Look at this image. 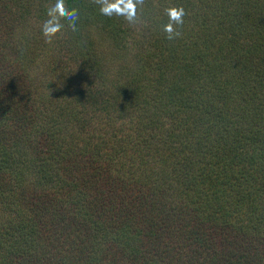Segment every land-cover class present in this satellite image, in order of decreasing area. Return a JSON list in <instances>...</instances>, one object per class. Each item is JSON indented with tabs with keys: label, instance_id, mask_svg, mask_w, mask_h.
Returning <instances> with one entry per match:
<instances>
[{
	"label": "trees",
	"instance_id": "1",
	"mask_svg": "<svg viewBox=\"0 0 264 264\" xmlns=\"http://www.w3.org/2000/svg\"><path fill=\"white\" fill-rule=\"evenodd\" d=\"M53 2L0 0V264H264V0Z\"/></svg>",
	"mask_w": 264,
	"mask_h": 264
},
{
	"label": "clouds",
	"instance_id": "2",
	"mask_svg": "<svg viewBox=\"0 0 264 264\" xmlns=\"http://www.w3.org/2000/svg\"><path fill=\"white\" fill-rule=\"evenodd\" d=\"M99 6L102 15L122 17L129 25H137L140 22V11L145 0H93ZM167 22L163 24V32L168 40H174L182 35L180 28L184 24L187 15L185 8L180 5H172L165 9ZM46 19L40 25V30L46 43H51L52 38L60 33L65 26L72 32L78 31L80 19L79 10L69 7L66 0H54L46 10Z\"/></svg>",
	"mask_w": 264,
	"mask_h": 264
}]
</instances>
